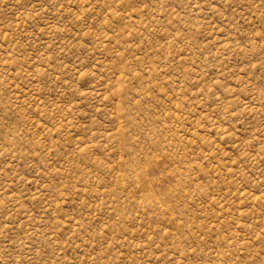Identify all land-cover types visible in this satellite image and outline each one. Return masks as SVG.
<instances>
[{"label": "rangeland", "instance_id": "rangeland-1", "mask_svg": "<svg viewBox=\"0 0 264 264\" xmlns=\"http://www.w3.org/2000/svg\"><path fill=\"white\" fill-rule=\"evenodd\" d=\"M0 264H264V0H0Z\"/></svg>", "mask_w": 264, "mask_h": 264}]
</instances>
